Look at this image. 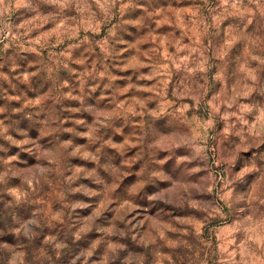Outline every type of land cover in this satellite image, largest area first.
<instances>
[{
  "label": "rangeland",
  "instance_id": "1",
  "mask_svg": "<svg viewBox=\"0 0 264 264\" xmlns=\"http://www.w3.org/2000/svg\"><path fill=\"white\" fill-rule=\"evenodd\" d=\"M0 264H264V0H0Z\"/></svg>",
  "mask_w": 264,
  "mask_h": 264
}]
</instances>
